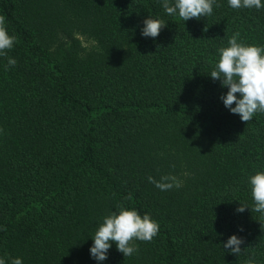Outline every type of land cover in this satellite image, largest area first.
Instances as JSON below:
<instances>
[{
	"label": "trees",
	"instance_id": "16d2710c",
	"mask_svg": "<svg viewBox=\"0 0 264 264\" xmlns=\"http://www.w3.org/2000/svg\"><path fill=\"white\" fill-rule=\"evenodd\" d=\"M0 14L17 37L0 56V257L96 264L91 236L123 205L159 230L102 264H264L248 183L264 112L241 121L209 75L233 34L264 45V8L216 0L184 23L162 0H0ZM149 15L167 22L156 38L141 35ZM233 233L238 254L223 248Z\"/></svg>",
	"mask_w": 264,
	"mask_h": 264
},
{
	"label": "clouds",
	"instance_id": "9594fccd",
	"mask_svg": "<svg viewBox=\"0 0 264 264\" xmlns=\"http://www.w3.org/2000/svg\"><path fill=\"white\" fill-rule=\"evenodd\" d=\"M216 0H162V7L169 16H178L185 23L189 19L207 17L213 12ZM231 8H264V0H228ZM167 22L159 17L147 16L143 20L141 35L156 38ZM206 30V29H205ZM239 33L228 39V46L219 48L218 59L213 70L209 73L214 80H219L221 87H227L220 99L223 105L232 113L239 115L241 121L248 122L257 112H264V45L248 44L238 39ZM17 37L11 34L4 15L0 14V56H7V50L13 48ZM16 60L8 57L7 65L15 66ZM239 94V95H237ZM170 177H162L167 181ZM161 190L172 187L171 183L154 181ZM251 196L254 205L251 211L264 215V169L256 171L248 177ZM247 204L236 208L237 212H244ZM159 223L150 214H140L134 207L118 206L103 217L98 223L92 244L89 247L90 257L96 264H102L108 257V251L115 243V247L124 257L131 256L138 251L132 243L135 240L150 241L158 232ZM239 231H243L241 226ZM243 237L233 233L223 241V248L238 254L241 251ZM0 264H9L4 257H0ZM10 264H23L22 258H11ZM249 264H254L250 261Z\"/></svg>",
	"mask_w": 264,
	"mask_h": 264
},
{
	"label": "rangeland",
	"instance_id": "374dc122",
	"mask_svg": "<svg viewBox=\"0 0 264 264\" xmlns=\"http://www.w3.org/2000/svg\"><path fill=\"white\" fill-rule=\"evenodd\" d=\"M82 40H83V43H84V45H85L86 48H88V49H91L92 48L93 41L86 40L85 38H82Z\"/></svg>",
	"mask_w": 264,
	"mask_h": 264
}]
</instances>
